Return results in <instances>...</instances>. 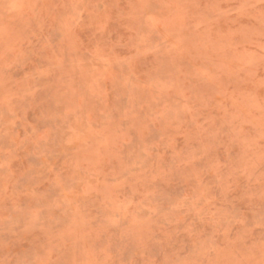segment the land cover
Segmentation results:
<instances>
[{
  "label": "rangeland",
  "instance_id": "obj_1",
  "mask_svg": "<svg viewBox=\"0 0 264 264\" xmlns=\"http://www.w3.org/2000/svg\"><path fill=\"white\" fill-rule=\"evenodd\" d=\"M0 264H264V0H0Z\"/></svg>",
  "mask_w": 264,
  "mask_h": 264
}]
</instances>
